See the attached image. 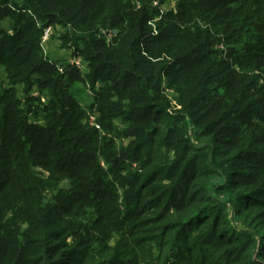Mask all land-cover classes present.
<instances>
[{
  "label": "trees",
  "instance_id": "obj_1",
  "mask_svg": "<svg viewBox=\"0 0 264 264\" xmlns=\"http://www.w3.org/2000/svg\"><path fill=\"white\" fill-rule=\"evenodd\" d=\"M259 262L264 0H0V264Z\"/></svg>",
  "mask_w": 264,
  "mask_h": 264
},
{
  "label": "rangeland",
  "instance_id": "obj_2",
  "mask_svg": "<svg viewBox=\"0 0 264 264\" xmlns=\"http://www.w3.org/2000/svg\"><path fill=\"white\" fill-rule=\"evenodd\" d=\"M174 1H171L169 3H166L163 7L164 10H171L174 8ZM56 33H57V30L52 28V35L50 37V42L49 44H47V51H51L50 53L53 54V53H64L62 50H58L57 49V40H56ZM55 56V54H53ZM77 91L79 92L80 95H82V97L87 101L89 102L91 100V94L89 93V88L88 87H84L82 84H78L77 87H76Z\"/></svg>",
  "mask_w": 264,
  "mask_h": 264
},
{
  "label": "built area",
  "instance_id": "obj_3",
  "mask_svg": "<svg viewBox=\"0 0 264 264\" xmlns=\"http://www.w3.org/2000/svg\"><path fill=\"white\" fill-rule=\"evenodd\" d=\"M156 3L157 2L155 1L154 4H156ZM51 34H52V27L51 26H47V27H45L43 29V34H42V39H41V46H42V48L44 50V53H45V51L47 49V43L49 41V38H50ZM69 62H70V64L75 65L77 67H81L82 66L81 62H80V60L78 58H73ZM58 70L62 71L60 66H58ZM89 123H90V125H94L96 128H98V125L95 124L93 117L89 120Z\"/></svg>",
  "mask_w": 264,
  "mask_h": 264
},
{
  "label": "water",
  "instance_id": "obj_4",
  "mask_svg": "<svg viewBox=\"0 0 264 264\" xmlns=\"http://www.w3.org/2000/svg\"><path fill=\"white\" fill-rule=\"evenodd\" d=\"M259 264H263V263L259 262Z\"/></svg>",
  "mask_w": 264,
  "mask_h": 264
}]
</instances>
